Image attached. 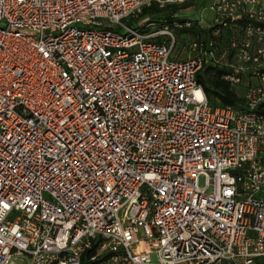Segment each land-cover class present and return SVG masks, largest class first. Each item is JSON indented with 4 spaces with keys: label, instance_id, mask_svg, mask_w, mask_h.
<instances>
[{
    "label": "built area",
    "instance_id": "obj_1",
    "mask_svg": "<svg viewBox=\"0 0 264 264\" xmlns=\"http://www.w3.org/2000/svg\"><path fill=\"white\" fill-rule=\"evenodd\" d=\"M182 1L0 0V264H264V0H212L184 59L203 14L139 17Z\"/></svg>",
    "mask_w": 264,
    "mask_h": 264
},
{
    "label": "trees",
    "instance_id": "obj_2",
    "mask_svg": "<svg viewBox=\"0 0 264 264\" xmlns=\"http://www.w3.org/2000/svg\"><path fill=\"white\" fill-rule=\"evenodd\" d=\"M191 4L183 3L181 5L169 4L163 7L158 5H151L142 10L139 17H148L150 21L158 22L163 20L164 23H171L174 20L175 14L180 11L187 9ZM180 22L184 20H178ZM181 29L183 32L192 33L195 35V39L205 40L211 37L212 28L203 27L197 21H194L190 29ZM228 70L224 66L206 64L201 67L197 73V81L203 88L206 96L211 104L220 102L222 104H229L235 107H241L243 104V98L238 94L234 86L227 80L224 79V75L227 74ZM92 250H88L82 259V264H92L88 261V257L92 253Z\"/></svg>",
    "mask_w": 264,
    "mask_h": 264
},
{
    "label": "rangeland",
    "instance_id": "obj_3",
    "mask_svg": "<svg viewBox=\"0 0 264 264\" xmlns=\"http://www.w3.org/2000/svg\"><path fill=\"white\" fill-rule=\"evenodd\" d=\"M183 3H189L191 4L190 6H193L194 8L198 9L200 12V14H198V12H188L185 9L184 10H180L178 11L174 17H176L177 20H185V19H199L201 17V14H203V18H202V22L201 25L203 27H207V25L209 24V19H210V13L208 11V6H209V0H183L182 2H180L177 5H181ZM204 4H205V9H204ZM130 27L132 28H136L139 29L140 31L143 30H147L144 26V29H140L137 27V19H133L129 22H126ZM172 31L174 32V34L176 35V37L178 38V46L176 51H178V55L179 58L184 59L186 58L187 55H193L195 52L194 51H190V49H188L186 46H184L186 41H190L192 39H195V35H193L192 33H186L183 32L181 29H177L171 26ZM221 52L219 53H224L225 54V58L228 57V49H227V45L225 43H223V45L220 47ZM218 53V54H219ZM239 94L241 93L240 90L238 89ZM199 185L200 186H204L205 185V178L203 176L199 177ZM12 264H27V261L23 258H16L13 260Z\"/></svg>",
    "mask_w": 264,
    "mask_h": 264
},
{
    "label": "bare ground",
    "instance_id": "obj_4",
    "mask_svg": "<svg viewBox=\"0 0 264 264\" xmlns=\"http://www.w3.org/2000/svg\"><path fill=\"white\" fill-rule=\"evenodd\" d=\"M154 242L153 241H150V240H144L142 241L140 244H139V249H142V248H151L153 246Z\"/></svg>",
    "mask_w": 264,
    "mask_h": 264
},
{
    "label": "crops",
    "instance_id": "obj_5",
    "mask_svg": "<svg viewBox=\"0 0 264 264\" xmlns=\"http://www.w3.org/2000/svg\"><path fill=\"white\" fill-rule=\"evenodd\" d=\"M207 1H208V0H207ZM211 1H212V0H209V5H210ZM189 7H191V6H189ZM203 7H204V9L206 8V7H205V4H204ZM210 15H211V14H210ZM236 90H237V89H236Z\"/></svg>",
    "mask_w": 264,
    "mask_h": 264
}]
</instances>
